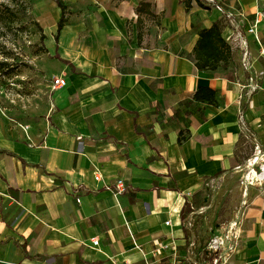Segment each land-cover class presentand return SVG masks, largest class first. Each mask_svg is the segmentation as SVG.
Masks as SVG:
<instances>
[{"label": "crops", "instance_id": "obj_1", "mask_svg": "<svg viewBox=\"0 0 264 264\" xmlns=\"http://www.w3.org/2000/svg\"><path fill=\"white\" fill-rule=\"evenodd\" d=\"M216 1L234 18L200 0L72 7L49 39L70 69L47 118L16 136L0 121V264H186V200L264 161V0ZM220 20L235 62L200 70V32ZM201 86L217 104L195 100ZM251 181L225 264H264V180ZM172 242L177 255H157Z\"/></svg>", "mask_w": 264, "mask_h": 264}, {"label": "rangeland", "instance_id": "obj_2", "mask_svg": "<svg viewBox=\"0 0 264 264\" xmlns=\"http://www.w3.org/2000/svg\"><path fill=\"white\" fill-rule=\"evenodd\" d=\"M63 1L67 19L72 7L80 14L81 8L88 6L87 0H77L74 5ZM92 2V8L98 5ZM61 16L62 10L54 0H0V121L10 136L28 133L33 124L46 119L55 100V79H67L70 66L62 60L59 45L53 47L49 41L57 34ZM43 33L47 36L45 46ZM247 184L245 172H235L227 179L213 181L199 200L193 201L192 212L182 222L187 245L179 252L184 257L180 261L213 264L209 245L226 233L228 247L233 230L230 217L243 211ZM178 251L179 246L176 255Z\"/></svg>", "mask_w": 264, "mask_h": 264}, {"label": "trees", "instance_id": "obj_3", "mask_svg": "<svg viewBox=\"0 0 264 264\" xmlns=\"http://www.w3.org/2000/svg\"><path fill=\"white\" fill-rule=\"evenodd\" d=\"M62 10L61 19L58 22L57 34L55 39L59 42L62 29L67 22V5L63 0H54ZM223 21H216L210 28L200 32V37L194 51V60L200 70L216 71L220 67L228 68L235 62L234 53L230 43L223 36ZM42 43L45 46L46 34H42ZM195 100L217 104V92L209 86H201L194 96ZM182 173L177 174L181 176ZM192 212L191 204L188 200L182 209L181 216L184 221Z\"/></svg>", "mask_w": 264, "mask_h": 264}, {"label": "built area", "instance_id": "obj_4", "mask_svg": "<svg viewBox=\"0 0 264 264\" xmlns=\"http://www.w3.org/2000/svg\"><path fill=\"white\" fill-rule=\"evenodd\" d=\"M203 1L211 6H215L217 8H220L224 11L226 17L229 18H234V13L231 11H226L224 10L221 5L216 1V0H200ZM249 32L254 34L256 39L258 41H260L259 38V33H258V29H257V23H255L254 25H252L249 28ZM261 55L264 57V48L261 49ZM247 55V53H245ZM246 62V61H245ZM264 71L259 72V76L263 75ZM255 76L252 77V80L254 82V85L257 86V83L255 81ZM67 85V80L63 77H57L54 81V87L56 88H62L64 86ZM240 121L242 122V125L245 126V122L243 120V118H240ZM255 159V163L254 165H252L249 170H248V175L251 174V177H247V182L249 181V179H253L254 177H256L257 179L260 180H264V161L260 160V156H257L254 158ZM257 164V166H256ZM256 167L258 168V171L256 170ZM101 175L98 174L96 175V179L97 180H101ZM116 188H115V192L116 193H125L127 191V185L125 183V180L118 178L115 184ZM171 222L167 221V224L169 225ZM228 239V235L227 233L225 235H220L217 236L215 239H213V241L210 243L209 245V249L212 251V255L210 256V262H212L213 264H225L226 260H227V252H228V247H226V240ZM95 244H98L99 241L95 240L94 241ZM178 248V245L175 242L172 243H162L160 245V247H158V250L161 252H164L166 250H170L172 249V251H175L176 254V250ZM222 248H225V251H222ZM222 259V261H221ZM173 264H176L173 263Z\"/></svg>", "mask_w": 264, "mask_h": 264}]
</instances>
